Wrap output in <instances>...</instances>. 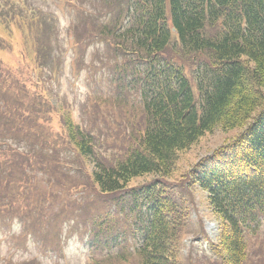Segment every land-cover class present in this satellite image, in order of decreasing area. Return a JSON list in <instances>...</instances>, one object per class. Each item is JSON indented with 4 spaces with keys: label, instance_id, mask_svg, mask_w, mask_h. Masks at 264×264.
<instances>
[{
    "label": "trees",
    "instance_id": "1",
    "mask_svg": "<svg viewBox=\"0 0 264 264\" xmlns=\"http://www.w3.org/2000/svg\"><path fill=\"white\" fill-rule=\"evenodd\" d=\"M65 7L75 14L71 31L80 52L105 45L125 59L106 63L111 92L95 96L99 105L92 113L94 120L101 122L103 107L112 102L135 112L126 121L111 117L113 133L103 128L83 131L69 115L64 116L61 122L73 146L69 152L78 164L75 172L80 180L68 186L55 180V189L47 194L64 198L78 209H85L89 201L105 209L112 200L119 206L128 192L133 213L141 203L149 206L140 245L93 264H182L179 240L191 213L185 210L181 215V202L167 195L165 182L176 172L179 155L217 128L235 135L207 159L209 167L207 161L202 162L187 176L206 193L211 212L222 220L221 235L217 244L210 245L209 253L190 252L185 263L246 264V234L256 232L259 217L264 218V0H65ZM28 9L32 20L20 16L15 19L16 31L10 27L13 36L9 37L25 42L14 72L29 75L23 62L28 63L32 56L35 71L42 74L48 67L55 75L58 65L52 56L53 33L48 27L44 31V26L40 30V15L34 8ZM171 47L175 53L174 47L180 50L182 57L200 55L194 59L197 75H186L177 64L182 60L168 54ZM79 61L84 63L81 56ZM41 83L45 87L46 81ZM2 109L18 126L15 132L0 127L2 166L4 159L7 162L15 154L12 145L4 147L3 137L10 135L34 133L41 137L35 140L27 136L34 144L24 155L26 159L40 158L48 148L47 133L37 129L48 123L44 114L34 115L20 100ZM20 111L27 115H19ZM110 138L111 143L122 146L119 156L115 150L111 149L112 156L102 149V143ZM50 157L47 167L53 171L57 157L53 152ZM82 174L88 178L89 189L81 180ZM149 176L154 177L153 183L137 191L129 186ZM73 193L81 195L69 199ZM188 193L180 198L183 205L193 200L191 190ZM8 195L3 189L0 196L4 200ZM5 210L10 214L15 207L0 203V211ZM70 213L68 210L60 216L78 222ZM36 218V225L53 227L49 214Z\"/></svg>",
    "mask_w": 264,
    "mask_h": 264
},
{
    "label": "rangeland",
    "instance_id": "2",
    "mask_svg": "<svg viewBox=\"0 0 264 264\" xmlns=\"http://www.w3.org/2000/svg\"><path fill=\"white\" fill-rule=\"evenodd\" d=\"M22 1V2H21ZM9 2L13 9H9L5 5V0H0V127L14 131L15 129V119H8L2 107L9 109V105L15 101L20 100L25 108H30L33 114L42 116L44 114L45 119L48 122V125L45 127H38L41 132H46L49 129L53 130V133L49 134L50 139L54 138L56 135V140L54 142V152L55 155L62 154L61 157L56 159L57 166L50 170V178L48 174L43 171L45 166L49 163L50 153L43 154L40 158L26 159L24 156L27 150V147L34 144V142L29 139L27 136H31L36 139L38 138L34 133H29L26 136L16 135L9 138L3 137V140L7 143L4 146L6 149L9 145L13 146L15 151L14 155H10V159L5 162V159L2 161L5 164L4 171L1 174L0 189L7 190L9 193L16 188V193L20 198L18 200L13 199V203L20 207L25 208L26 210H32L36 213H46L53 203L50 214H52L51 225L58 226L62 228L63 232H69L71 235H76L74 232H70L71 225L73 228H77V231L80 232L87 225L91 224V220L80 221L79 219H90V214L94 212L96 205H92L93 202L89 201L85 209H78V206H75L74 203L67 202L64 198L57 197L56 199H51L50 201L44 199L40 204L35 207V203L40 198V193L49 187L55 186V180L59 184L69 185L75 184L80 180V175L75 172L78 169L77 162L73 159L72 155L69 152L72 150V145L69 142V138L61 130V121L63 117L69 115L75 124H80L84 129H101L106 133H113V129L110 124V118L116 116L117 119L120 117L126 121V117H131L135 110H129L127 107L117 106L114 102L109 104L104 108V117L99 122L97 119L94 120L93 111L99 104H97V97L91 96L92 92L97 93L98 95H104L109 90L108 86L92 87L86 83L87 75L85 71H88L90 75V70L94 68L102 69L106 63H109L110 60H125L121 54L107 49L105 45H101L99 48L88 50L87 60L82 63L76 59L77 56H80L83 52H80L77 46H74V34L73 30L71 31V26L74 24L71 14L66 11V13L60 8V6L65 5V0H6ZM28 8H34L35 11L40 15L39 22L40 30L44 31L48 27L49 30L53 33V38L51 41L52 46V56L56 63L61 64L59 71L55 76H50L51 72L48 71V67L44 68V72L35 71L37 68L35 57L31 61L28 59L27 62H23L27 67V72L29 75L19 76L14 72V69L17 68L18 62L21 61L25 42L22 39L16 37V40L11 39L9 36H13L10 32V27L13 31H16L17 22L15 19L20 16L25 17L26 20H29L32 16ZM11 10V11H10ZM10 11V12H8ZM35 13V14H37ZM33 14V13H32ZM21 17V18H23ZM13 25H11V23ZM9 30L5 32V30ZM27 29V28H25ZM4 30V31H1ZM19 39V40H17ZM77 47V48H76ZM175 51L168 49V54L173 57H176L178 60L177 64L182 65L183 71L188 77H192L194 73L197 75L194 59L200 57V55H195L192 57H182L181 51L174 47ZM49 51V50H48ZM96 53V62H90L92 53ZM27 55L29 54L26 50ZM108 56L110 57L109 60ZM90 57V58H89ZM178 57V58H177ZM107 61V62H106ZM112 61V63L114 62ZM79 64V66H77ZM30 65V67H29ZM79 69L82 70L81 75H79ZM190 70V71H189ZM10 76L8 79L7 77ZM46 81L45 87H43L41 80ZM105 97V95H104ZM54 110L52 114L51 111ZM37 112V113H36ZM121 112L123 115L121 116ZM63 113V114H62ZM25 114L24 112L18 113ZM62 114V115H61ZM27 114H25L26 116ZM61 115V116H60ZM39 119H41L39 117ZM65 119V118H64ZM15 132V131H14ZM235 135L234 132L226 133L220 128H217L212 134H205V136L197 143L195 146L191 147L190 150L182 152L179 155V161L177 164L176 172L166 180L165 185L169 186L174 193L179 194L175 200L180 201L181 196L186 197L187 189L190 188L188 182L187 174L193 167L200 163L205 162L206 158L209 157L214 151L221 147L224 143L230 140ZM112 138L109 139L107 143L103 142L102 149L109 155H112V150H115V153L118 154L119 150L122 148L117 142L112 141ZM16 149V150H15ZM114 156V155H112ZM119 156V154H118ZM36 165L37 170H33V165ZM89 170H85L89 175L90 166H86ZM49 169V167H48ZM73 169H75L73 171ZM186 176V177H185ZM185 177V179H184ZM81 180L83 182L88 181V178L81 175ZM154 177H143L136 179L130 183L129 186H133L138 189L143 188L144 186L153 183ZM86 183V182H85ZM89 183L85 184L87 187ZM191 197L193 200L189 204H181V215L185 214V210L190 212V220L187 222V227L184 229L182 238L180 241V257L179 261L182 264L187 261L185 256L190 254V252H195V254H200L202 252L208 251L203 243L198 242L201 232L204 230L209 239L213 241H218L220 239V231L222 229V220L213 212H211L209 205L207 203L206 194L200 191L196 186L192 187ZM37 194V195H36ZM170 194V193H169ZM71 197L69 199H75L81 195V193L69 194ZM73 195V196H72ZM127 195V192L124 194ZM129 197H126L125 200H128ZM184 199V198H182ZM179 200V201H178ZM188 200V199H187ZM190 201V200H189ZM77 202V201H72ZM84 204L83 206H85ZM127 206H125L126 208ZM82 208V207H81ZM70 210V218L73 217L77 212L79 214V221L70 223L66 217L60 216V213H64ZM79 210V211H78ZM146 206L139 209L137 213L145 214ZM97 214V213H96ZM95 214V215H96ZM111 218L116 219L118 223H122V218L117 215H111ZM133 216H130L129 219L133 220ZM130 228L131 225L127 224ZM81 237V236H80ZM66 240V254L62 255L61 258H52L53 260L44 261L40 260L39 264H92V261H89L91 256H103L104 253L94 252L90 253L87 247L84 246L81 238L78 236L71 237ZM201 239V238H200ZM247 246L249 252L247 255L246 264H264V224L256 232H252L246 235ZM199 244V245H198ZM191 253V254H192ZM1 254H7L6 247H2ZM28 254V253H27ZM26 254V255H27ZM32 254H35L32 252ZM55 256V254L53 255ZM33 257L34 256H29ZM27 256H21L19 253H11L5 259L0 260V264H15L19 263L22 258H27ZM105 257L99 258L103 259ZM6 260H8L6 262ZM101 264H114L113 262H103Z\"/></svg>",
    "mask_w": 264,
    "mask_h": 264
}]
</instances>
